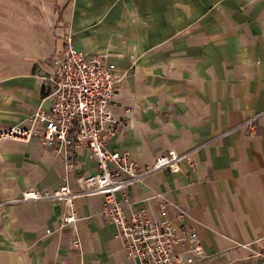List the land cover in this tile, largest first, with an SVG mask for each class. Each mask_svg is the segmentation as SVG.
<instances>
[{
    "label": "crops",
    "instance_id": "crops-1",
    "mask_svg": "<svg viewBox=\"0 0 264 264\" xmlns=\"http://www.w3.org/2000/svg\"><path fill=\"white\" fill-rule=\"evenodd\" d=\"M65 33L115 65L108 149L137 168L190 150L191 165L120 191L125 211L155 219L165 203L202 246L195 264H264V0H0V130L48 106L41 76ZM254 113L250 134L239 123ZM67 161L34 138H0V264H131L101 196H74L71 223L60 201H16L61 182L76 191L95 162L84 147Z\"/></svg>",
    "mask_w": 264,
    "mask_h": 264
},
{
    "label": "built area",
    "instance_id": "built-area-1",
    "mask_svg": "<svg viewBox=\"0 0 264 264\" xmlns=\"http://www.w3.org/2000/svg\"><path fill=\"white\" fill-rule=\"evenodd\" d=\"M50 65V71L41 76L43 97L50 100L48 106L34 105L21 122L1 129L0 138H34L61 154L67 164L70 149L84 147L95 168L81 177L76 191L61 182L51 189L28 188L16 201H60L68 209L61 220L71 223L73 197L99 195L102 202L98 214L116 226L117 234L124 240L125 258L131 264H195L203 260L205 256L195 232L190 229L178 234L167 216L165 203L158 204L157 217L150 219L141 212H126L123 199L117 195L150 173H176L181 163L191 165L190 150L166 148L149 164L137 168L125 153L108 149L105 144L118 126V118L109 108L116 89L115 65L103 55H86L77 49L69 33L63 35V46L53 52ZM258 114L249 115L239 123L250 134L257 131ZM76 243L74 240L73 245Z\"/></svg>",
    "mask_w": 264,
    "mask_h": 264
},
{
    "label": "rangeland",
    "instance_id": "rangeland-1",
    "mask_svg": "<svg viewBox=\"0 0 264 264\" xmlns=\"http://www.w3.org/2000/svg\"><path fill=\"white\" fill-rule=\"evenodd\" d=\"M116 4H132L135 3L136 5H145V4H153V5H159V0H113ZM112 3V1H111Z\"/></svg>",
    "mask_w": 264,
    "mask_h": 264
}]
</instances>
